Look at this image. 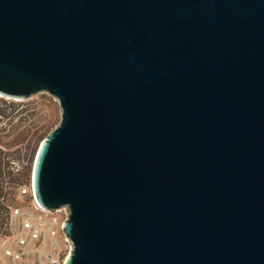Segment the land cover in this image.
Segmentation results:
<instances>
[{"label": "water", "instance_id": "water-1", "mask_svg": "<svg viewBox=\"0 0 264 264\" xmlns=\"http://www.w3.org/2000/svg\"><path fill=\"white\" fill-rule=\"evenodd\" d=\"M40 92L64 264H264V0H0V97Z\"/></svg>", "mask_w": 264, "mask_h": 264}, {"label": "built area", "instance_id": "built-area-1", "mask_svg": "<svg viewBox=\"0 0 264 264\" xmlns=\"http://www.w3.org/2000/svg\"><path fill=\"white\" fill-rule=\"evenodd\" d=\"M18 190L20 196L29 197L33 211L10 208L7 227L0 231V262L64 264L71 250V243L63 232L67 208L53 212L41 208L34 199L31 182ZM57 236L61 237V244L57 242Z\"/></svg>", "mask_w": 264, "mask_h": 264}, {"label": "rangeland", "instance_id": "rangeland-1", "mask_svg": "<svg viewBox=\"0 0 264 264\" xmlns=\"http://www.w3.org/2000/svg\"><path fill=\"white\" fill-rule=\"evenodd\" d=\"M2 102H5L6 105H12L9 112L12 113L13 118L0 121V127L5 129L4 132L0 133V143L4 152L7 153L5 161L17 167L25 155V142H23L21 134L24 126L20 122L19 117L30 118L28 120L32 124L30 126V132H36L35 136L38 137L36 141L38 148L41 140L58 125L61 117V109L57 99L46 92L37 93L25 100H12L0 97V105L5 106V104H1ZM24 109L27 110L21 113ZM16 113L17 116H15ZM30 182L31 172L28 179L22 180L20 187L27 186ZM10 198L12 199L10 201L11 207H16L24 211H33L29 197L20 196L18 189L12 191ZM56 240L61 244L60 236H57ZM0 264L2 263L0 262Z\"/></svg>", "mask_w": 264, "mask_h": 264}, {"label": "trees", "instance_id": "trees-1", "mask_svg": "<svg viewBox=\"0 0 264 264\" xmlns=\"http://www.w3.org/2000/svg\"><path fill=\"white\" fill-rule=\"evenodd\" d=\"M1 104H5V106L0 105V121L13 118L11 115L12 113L9 112L12 105H6L5 102H2ZM26 110L27 109L22 110L21 113ZM17 113L15 116H17ZM19 119L24 126L21 134L22 140L25 142V155L23 160H20V164H18L17 167H14L13 164H10L8 161H5L7 153L4 152L0 143V231L5 230L7 227L9 210L11 208L10 201L12 200L10 195L13 190L20 187L22 180L29 178L37 150L36 141L38 137L35 136L36 132H30V126L32 125L31 122L28 121L30 118L20 116ZM4 131L5 129L0 127V133Z\"/></svg>", "mask_w": 264, "mask_h": 264}]
</instances>
